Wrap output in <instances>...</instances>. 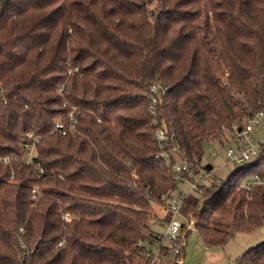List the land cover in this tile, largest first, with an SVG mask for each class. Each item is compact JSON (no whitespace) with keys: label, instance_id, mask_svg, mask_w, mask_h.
<instances>
[{"label":"trees","instance_id":"16d2710c","mask_svg":"<svg viewBox=\"0 0 264 264\" xmlns=\"http://www.w3.org/2000/svg\"><path fill=\"white\" fill-rule=\"evenodd\" d=\"M260 109L264 0H0V264H132L154 238L152 206L178 185L156 126L200 159ZM72 116L76 132L56 129ZM252 173L264 175V140L201 203L186 198L205 245L264 225V184L240 186ZM167 255L146 263L175 264ZM234 264H264V239Z\"/></svg>","mask_w":264,"mask_h":264},{"label":"built area","instance_id":"2783aa9c","mask_svg":"<svg viewBox=\"0 0 264 264\" xmlns=\"http://www.w3.org/2000/svg\"><path fill=\"white\" fill-rule=\"evenodd\" d=\"M166 91L167 85L161 81H155L150 86V112L156 121H158L156 118L157 105ZM77 123L78 120L74 116H72L69 123H66L63 119H59L56 122V129L63 134L76 132ZM260 125L264 127V110L262 109L250 115L242 126L234 125L232 127V131L229 132V137L232 138L233 143L230 145L228 144L225 148V153L228 156V160L225 164L230 162L242 164L252 160L259 153L264 136L258 138L255 135V128ZM154 139L158 148V154L164 157L172 166L178 185L167 194L163 195L166 202L164 204L165 214L162 217L163 231H159L155 228L153 240L147 239L138 242L139 244L146 243V248L143 250V255H136L132 264H147V259L150 260V263L156 261L160 262L164 256H166L163 255L162 258L163 245H166L168 249L167 256H170L173 260L175 259V264H177L181 259V254L186 243L187 232L192 228H196V221L193 214L191 212L184 213L182 211L186 198L191 194H196L200 197L204 188L213 187L221 183L222 177L217 174V167L210 161L205 160L203 156L200 159H188L182 156L179 145L170 135L166 123H160L156 126ZM37 140L38 136L33 135L32 132H28L26 136H24L23 142L26 146L24 159L27 163L33 161ZM9 161V156L3 158L4 163ZM207 163L212 164L211 168L206 167ZM184 183L185 186H182ZM263 184L264 175L252 173L241 182L240 186L246 190H250L255 185ZM38 188H40V185L33 188L35 192L34 197L38 196ZM201 201L202 199L200 197L199 203H201ZM64 218L70 221L72 219V214L65 213ZM153 220L160 221V218L158 220L154 218Z\"/></svg>","mask_w":264,"mask_h":264},{"label":"rangeland","instance_id":"374dc122","mask_svg":"<svg viewBox=\"0 0 264 264\" xmlns=\"http://www.w3.org/2000/svg\"><path fill=\"white\" fill-rule=\"evenodd\" d=\"M264 127L257 126L255 128V135L258 138L263 137L264 135ZM228 135L222 137L221 140L212 139V142H206L204 144L203 158L207 161H210L215 167H217L216 172L219 176L224 177L228 174L231 168L236 165H240L239 163H227L228 156L225 153V148L229 144L233 143L232 138ZM185 186V183L182 185ZM152 210L157 214L156 219L160 218V221H151L152 228L157 229L159 231H163V219L164 216V206L155 204L152 206ZM161 223V224H160ZM200 241V235L196 228L190 229L186 234V243L184 248L193 242L194 240ZM264 239V231L261 227L255 228L250 231H236L225 243L226 249L230 251L242 252L244 249L248 248L251 245H254L258 241Z\"/></svg>","mask_w":264,"mask_h":264},{"label":"crops","instance_id":"0c3cea01","mask_svg":"<svg viewBox=\"0 0 264 264\" xmlns=\"http://www.w3.org/2000/svg\"><path fill=\"white\" fill-rule=\"evenodd\" d=\"M227 135L229 136L230 133ZM261 228L264 231V225ZM225 243L207 246L201 238L200 241L196 239L186 249L183 248L181 259L177 264H234L235 258L241 252L226 249Z\"/></svg>","mask_w":264,"mask_h":264},{"label":"water","instance_id":"95a60500","mask_svg":"<svg viewBox=\"0 0 264 264\" xmlns=\"http://www.w3.org/2000/svg\"><path fill=\"white\" fill-rule=\"evenodd\" d=\"M211 166H212L211 163H207V164H206V167H207V168H211Z\"/></svg>","mask_w":264,"mask_h":264}]
</instances>
